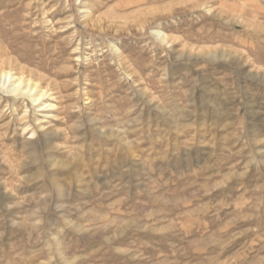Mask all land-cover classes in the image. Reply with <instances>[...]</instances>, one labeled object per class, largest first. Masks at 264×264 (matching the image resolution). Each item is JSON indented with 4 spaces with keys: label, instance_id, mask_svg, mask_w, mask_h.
Wrapping results in <instances>:
<instances>
[{
    "label": "rangeland",
    "instance_id": "1",
    "mask_svg": "<svg viewBox=\"0 0 264 264\" xmlns=\"http://www.w3.org/2000/svg\"><path fill=\"white\" fill-rule=\"evenodd\" d=\"M0 264H264V0H0Z\"/></svg>",
    "mask_w": 264,
    "mask_h": 264
},
{
    "label": "bare ground",
    "instance_id": "2",
    "mask_svg": "<svg viewBox=\"0 0 264 264\" xmlns=\"http://www.w3.org/2000/svg\"><path fill=\"white\" fill-rule=\"evenodd\" d=\"M3 79L5 80V81H7L8 80V82H10L11 81V76L8 74V75H3ZM9 77V78H8ZM17 81V80H16ZM7 83V82H6ZM24 83V82H23ZM22 82H20V83H18V86H13L14 87V89H12V92L13 93H17V94H24V95H27V96H31V94L33 93V91H34V89H31L29 86L28 87H26V88H22V89H20L21 88V85L23 84ZM4 85H5V83H4ZM36 88V87H35ZM43 97H44V95H41L40 97H36V98H34V101L37 103V102H39V101H41L42 99H43ZM34 102V103H35ZM49 107H51V108H53V105H51V104H49ZM55 161V160H54ZM57 163V162H56ZM59 164H60V162H59ZM62 164V163H61ZM54 166V165H53Z\"/></svg>",
    "mask_w": 264,
    "mask_h": 264
}]
</instances>
